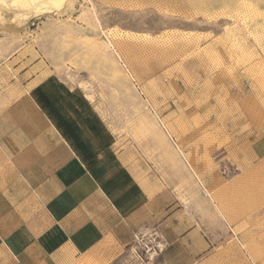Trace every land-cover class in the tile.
I'll return each mask as SVG.
<instances>
[{
    "label": "rangeland",
    "instance_id": "1",
    "mask_svg": "<svg viewBox=\"0 0 264 264\" xmlns=\"http://www.w3.org/2000/svg\"><path fill=\"white\" fill-rule=\"evenodd\" d=\"M49 76L204 234L190 264H264V0H0V119L20 118L27 83ZM158 219L114 264L157 263Z\"/></svg>",
    "mask_w": 264,
    "mask_h": 264
},
{
    "label": "crops",
    "instance_id": "2",
    "mask_svg": "<svg viewBox=\"0 0 264 264\" xmlns=\"http://www.w3.org/2000/svg\"><path fill=\"white\" fill-rule=\"evenodd\" d=\"M28 85L22 116L0 119V264H114L113 248L158 217L156 264H190L207 250L204 234L169 209L166 188L143 182L116 154L114 135L79 89L57 76Z\"/></svg>",
    "mask_w": 264,
    "mask_h": 264
},
{
    "label": "bare ground",
    "instance_id": "3",
    "mask_svg": "<svg viewBox=\"0 0 264 264\" xmlns=\"http://www.w3.org/2000/svg\"><path fill=\"white\" fill-rule=\"evenodd\" d=\"M27 1H33V0H24V3H27ZM50 1V5L53 6H60L65 0H49ZM47 3V2H46ZM71 3V1H70Z\"/></svg>",
    "mask_w": 264,
    "mask_h": 264
}]
</instances>
